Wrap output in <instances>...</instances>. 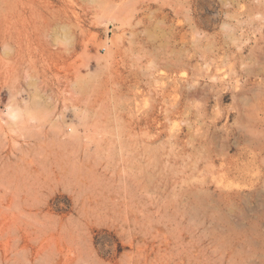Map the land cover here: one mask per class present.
<instances>
[{
	"label": "rangeland",
	"instance_id": "374dc122",
	"mask_svg": "<svg viewBox=\"0 0 264 264\" xmlns=\"http://www.w3.org/2000/svg\"><path fill=\"white\" fill-rule=\"evenodd\" d=\"M0 264H264V0H0Z\"/></svg>",
	"mask_w": 264,
	"mask_h": 264
},
{
	"label": "bare ground",
	"instance_id": "6f19581e",
	"mask_svg": "<svg viewBox=\"0 0 264 264\" xmlns=\"http://www.w3.org/2000/svg\"><path fill=\"white\" fill-rule=\"evenodd\" d=\"M174 79H175V81H181V78L180 77H176ZM13 116H14V114H13Z\"/></svg>",
	"mask_w": 264,
	"mask_h": 264
}]
</instances>
